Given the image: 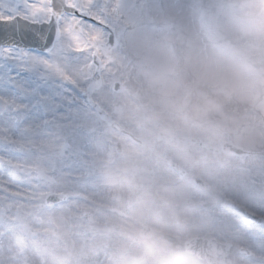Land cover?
<instances>
[{
	"label": "rangeland",
	"instance_id": "obj_1",
	"mask_svg": "<svg viewBox=\"0 0 264 264\" xmlns=\"http://www.w3.org/2000/svg\"><path fill=\"white\" fill-rule=\"evenodd\" d=\"M136 2L143 5L137 25L91 103L118 122L111 110L127 95L132 106L124 110L132 128L143 141L149 132L172 131L181 154L166 162L176 161L181 171H190L191 179L184 177L173 190L175 197H166L161 180L167 176L162 173H171L156 171L161 161L150 149H137L150 157L133 158L132 171H113L117 163L107 171L116 149L110 137L114 132L91 109L79 118L75 137L82 160L66 162L62 170L58 165L64 202L42 207L15 195L30 191L27 178L0 168V264H206L186 252L187 243L199 238L227 245L229 264H264V0ZM192 61L238 76L234 93L211 121L189 123L183 118L187 82L179 69ZM129 67L146 90L142 96L128 90ZM115 82L124 90L112 96L109 89ZM194 127L211 133L201 163L191 153V143L204 141L193 136ZM149 141L157 139L151 136ZM224 143L249 154H226ZM12 149L5 144L0 155L29 163L35 158ZM200 166L210 174V191L200 199L207 204L188 195ZM184 199L195 202L181 209L178 201ZM226 211L234 215L230 224L218 216L207 232L190 225L191 219H199L197 212L224 216ZM247 214L262 223L251 224ZM144 226L151 230L149 238L140 235Z\"/></svg>",
	"mask_w": 264,
	"mask_h": 264
},
{
	"label": "snow or ice",
	"instance_id": "obj_2",
	"mask_svg": "<svg viewBox=\"0 0 264 264\" xmlns=\"http://www.w3.org/2000/svg\"><path fill=\"white\" fill-rule=\"evenodd\" d=\"M142 7L136 0H0V151L9 144L35 154L31 163L0 155V168L23 173L30 185L15 195L42 207L65 198L58 165L82 160L79 118L91 111Z\"/></svg>",
	"mask_w": 264,
	"mask_h": 264
},
{
	"label": "flooded vegetation",
	"instance_id": "obj_3",
	"mask_svg": "<svg viewBox=\"0 0 264 264\" xmlns=\"http://www.w3.org/2000/svg\"><path fill=\"white\" fill-rule=\"evenodd\" d=\"M129 69H130L131 74H130L129 80L126 82L128 90L130 91V93H133V94H139L141 96L144 95L146 90L143 88L139 78L136 77L134 73V69L131 67H129ZM116 83L117 82L112 83V85L110 86L111 88L109 89L112 92V96H117L118 93H121L124 90L121 84L117 85ZM96 90H101V88L98 87ZM124 96H127V95H124ZM124 96H122L121 98L122 100L120 102L115 103L116 108L112 109L111 114H110V115H113L112 117H115L118 122L110 119L109 117H106L105 114L103 116L102 115L100 116L99 114L96 113L99 117L104 118L103 122L106 124V127L110 128L114 132L110 134V137L115 143L116 149H115V153H111L110 161L108 162L109 168L106 167V170L111 171V166L117 163L119 167L117 170H113V171H132L133 158H141V157L149 158L150 157L148 153L140 152L137 149L155 150L158 156L157 160L161 161L159 163L161 167L156 171H169L171 173V174L169 173L166 174V172L162 173L163 175L167 176V178H162L161 180L163 186H167V189L164 193L166 197H169V198L175 197V193L173 192L174 188L177 185H180L181 182H184L185 179H188L189 177L191 179L190 171H185L183 175H180L174 171V169L172 168V165L177 166L178 164L176 163V161L170 159L169 161L166 162L168 158H175L177 156H180L181 150H180L179 144L181 143H179L177 141V138L171 134L172 131L171 132L166 131L164 133L160 132L156 135H154L153 132H149L148 139H146V141H143V139L140 138L137 133L139 131L132 128L133 122L128 118L127 112L124 110L125 108L132 106V101ZM117 115H121V116L118 117ZM114 123H116L119 128L113 127ZM194 129H195L194 131L192 130L193 136L199 139L200 138L204 139V141H201V140L197 141V144H194V146L191 145L192 143L190 144V147H192V151H191L192 155L194 156L195 154H197V159L201 163L203 161L204 154L208 150L207 143H208V140L210 139L211 133L207 128L203 129L202 127H199L196 129L194 127ZM196 130H198V132ZM175 133L178 135V131H175ZM136 135H138V138L133 137ZM151 136L156 137L157 139L156 143H151L149 141ZM191 140L194 141V139H191ZM155 144H160V145L158 147H155ZM185 149H186V146L183 147V150ZM152 153L153 152H150V154ZM199 172H200V175L198 177H194L193 181H190L191 189L188 195H190L189 198L198 200L197 202L207 204L206 200H200V199L202 197L207 198L206 194H208V192L210 191L208 187V184H209L208 182H210L209 180L210 174L204 168H201V171ZM175 176L180 179L176 178ZM198 179L201 180L203 183L200 181L201 182L200 184L198 182L199 181ZM155 180H158V176H156ZM192 201L189 199H184L178 202H181L185 205H191ZM211 201L212 199H210L209 202Z\"/></svg>",
	"mask_w": 264,
	"mask_h": 264
},
{
	"label": "clouds",
	"instance_id": "obj_4",
	"mask_svg": "<svg viewBox=\"0 0 264 264\" xmlns=\"http://www.w3.org/2000/svg\"><path fill=\"white\" fill-rule=\"evenodd\" d=\"M179 71L184 74L187 82L183 93V118L189 123L213 120L231 98L238 84V76L210 63L192 61Z\"/></svg>",
	"mask_w": 264,
	"mask_h": 264
},
{
	"label": "water",
	"instance_id": "obj_5",
	"mask_svg": "<svg viewBox=\"0 0 264 264\" xmlns=\"http://www.w3.org/2000/svg\"><path fill=\"white\" fill-rule=\"evenodd\" d=\"M93 108L100 114L103 115L104 112L100 110L96 105L92 104ZM117 127L116 125H114ZM223 151L227 154H234L236 156H245L248 155L249 153L246 151H243L242 149H239L233 145H230L229 143H224L223 146ZM177 172L183 174V171H181L179 168L176 166H173ZM65 201L64 199H56L55 200V205L60 204ZM86 219H90V215L86 214L85 215ZM248 219L253 223V224H260L262 221L254 217L250 214H247ZM142 238H149L151 235V230L144 226L141 233H140ZM186 251L189 255L199 259L200 261L205 262L206 264H218V258H220V263L219 264H229L228 262V246L220 244L214 240H205V239H194L191 240L190 242L187 243L186 245Z\"/></svg>",
	"mask_w": 264,
	"mask_h": 264
},
{
	"label": "bare ground",
	"instance_id": "obj_6",
	"mask_svg": "<svg viewBox=\"0 0 264 264\" xmlns=\"http://www.w3.org/2000/svg\"><path fill=\"white\" fill-rule=\"evenodd\" d=\"M182 206H184V207H179V208L188 209V207H191V206L185 205V204H183ZM190 211H191V209H190ZM225 213L226 214L223 216L222 213H220V212L219 213L214 212L213 215H211L212 213L208 214V212L204 213L203 215H200L199 212H197V214L199 216H196V217H198L199 219H191L190 220V225L192 226L193 230L196 231V232H199V231L207 232L211 228L212 224L215 223V221H216V219H214L215 217L220 216L222 218H225L226 224L232 223L234 221V219H233L234 215L232 214L233 212L229 213L228 211H226ZM170 218H168L166 221L170 222L169 221ZM149 220L151 222H153L151 219H149ZM232 225H230V226H232Z\"/></svg>",
	"mask_w": 264,
	"mask_h": 264
}]
</instances>
